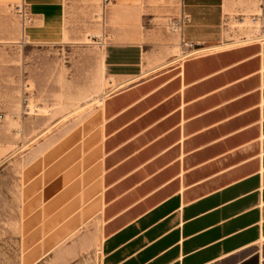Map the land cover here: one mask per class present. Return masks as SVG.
I'll use <instances>...</instances> for the list:
<instances>
[{
    "label": "crops",
    "instance_id": "crops-1",
    "mask_svg": "<svg viewBox=\"0 0 264 264\" xmlns=\"http://www.w3.org/2000/svg\"><path fill=\"white\" fill-rule=\"evenodd\" d=\"M20 1L0 0L1 36L15 25V44L65 41L67 0ZM126 1L107 14L125 31L101 58L116 88L100 105L95 170L75 164L63 179L65 201L87 189L70 216L97 213L99 264H264V41L211 51L229 12H253L255 0ZM168 17L197 54L144 76L152 65L137 29ZM74 158L63 152L57 172Z\"/></svg>",
    "mask_w": 264,
    "mask_h": 264
},
{
    "label": "rangeland",
    "instance_id": "rangeland-1",
    "mask_svg": "<svg viewBox=\"0 0 264 264\" xmlns=\"http://www.w3.org/2000/svg\"><path fill=\"white\" fill-rule=\"evenodd\" d=\"M112 1L67 0V36L60 44L12 43L18 40L15 25L0 35V264H99L97 213L70 216L87 189L65 201L62 183L75 164L95 170L98 160L100 105L116 88L103 76L101 58L105 47L125 31L112 28L107 19ZM261 2L255 0L253 12L230 11L225 40L211 51L262 44L264 37L255 39L262 24L252 21L263 14ZM15 3L20 10L21 1ZM126 3L127 8L142 5L141 0ZM175 28L168 17L163 29H137L148 43L146 57L152 65L144 76L197 54L183 45L181 30ZM87 119L93 123L88 133ZM63 152L74 154L76 161L58 173ZM48 202L54 206L49 208Z\"/></svg>",
    "mask_w": 264,
    "mask_h": 264
},
{
    "label": "built area",
    "instance_id": "built-area-1",
    "mask_svg": "<svg viewBox=\"0 0 264 264\" xmlns=\"http://www.w3.org/2000/svg\"><path fill=\"white\" fill-rule=\"evenodd\" d=\"M241 21L244 22L243 19H241ZM252 21H253L254 24L259 23V22L262 24V33L263 34L262 33H260V34L258 33V34H256V38H255V39H262V37H264V32H263V30H264V16H263V14L259 15L258 18L252 19ZM175 26H176L175 29L180 28V23H175ZM258 37H260V38H258Z\"/></svg>",
    "mask_w": 264,
    "mask_h": 264
}]
</instances>
